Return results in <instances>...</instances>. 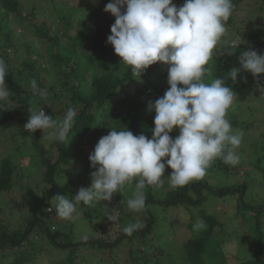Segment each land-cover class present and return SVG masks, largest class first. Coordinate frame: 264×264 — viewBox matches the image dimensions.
Masks as SVG:
<instances>
[{
	"label": "trees",
	"instance_id": "obj_1",
	"mask_svg": "<svg viewBox=\"0 0 264 264\" xmlns=\"http://www.w3.org/2000/svg\"><path fill=\"white\" fill-rule=\"evenodd\" d=\"M32 1L34 3L31 9L25 13L24 0H0V33L4 35V39H0V58H3L8 65L9 73L6 76V83L10 89L12 101L11 109L0 111V133L4 135L5 141L8 137L13 141L16 132L14 129L19 126L17 132L21 138L26 142L31 138L33 148L39 149L38 154H35L41 157L42 165L46 168L43 180L48 186L43 200H47L51 195L50 190L58 188L64 175L73 180L70 186L66 187L68 191H78L77 178L82 182H91L86 166L89 154L83 160H73L75 163L70 160L68 163L65 162L70 153L78 156L83 152L84 140L88 135H100L116 123L122 127V130L128 129L134 135L143 133L151 138L155 111L148 112L147 104L163 96L170 86L166 82L169 66L163 62H157L149 66L140 77H133L131 67L124 64L122 58L115 54L112 45L106 43L107 36L111 34V25L115 22L113 14H103L94 4L86 8H73L71 12H66L60 9L58 0H44L45 5L41 4L42 7L38 6L39 0ZM174 1L184 3V0ZM240 1L232 0L233 11ZM52 6L55 7V11L64 12L60 17L63 21L62 26H55L50 21L30 24L29 26L34 29L36 40H25L24 36L20 35L23 40L21 47L29 53V57L18 67L13 55L9 53L12 49L17 50L15 35L18 32L12 28V22L27 28L28 26L24 25L25 22L35 19L41 11ZM91 13L101 16L93 25L87 22ZM233 20L232 14L226 25H231ZM97 24L100 25L99 28L96 27ZM262 29L258 27L257 30L251 31L254 33L251 34L250 39L259 43L261 47L258 53H264V35L262 34L264 30ZM239 32L242 31L239 29ZM241 35L248 39V35ZM39 43L47 44L44 53L40 51ZM249 48L242 42L233 55L213 54V61L210 62L211 74L206 82L211 83L214 79L221 78L226 86L233 88L235 97L237 100L239 97L240 100L242 94L251 87L247 72L241 71L237 82L233 83L228 71L233 67H240L239 56ZM25 79L35 80L39 88L46 89V94L40 96L31 86L27 87ZM258 80L264 85V74H259ZM64 97L68 100L64 101ZM58 103L63 105V109H56L55 105ZM43 106L57 121L63 119L69 107L77 112L75 125L68 133L67 139L63 142L52 139L49 143L50 147L47 148L44 144L47 143L46 140H49L48 133L51 129L29 133L23 128L29 118V110L36 111L40 107L44 108ZM229 113L231 110H227L226 119L229 120L234 133L239 134V127H245L247 120L240 121L238 117ZM45 134L47 137L44 138L43 144H40ZM178 134V128L170 133L173 138ZM238 156L241 161L247 160L244 153ZM16 159L18 158L9 154L0 161V195L5 192L12 196L8 204H0V261L4 260L5 264H31V260L32 262L36 258L40 260L41 255L46 254L40 242L50 244V253L55 252V249L68 251L66 264L88 263L84 257L90 254L95 255L97 264L100 262L102 264H124L123 262L125 264H165V259L167 264H226L227 259L220 260L217 255L240 238L250 240L251 251L243 256L239 255L236 264H264V203L254 205L244 201L245 191L250 187L247 185L250 182L249 179L248 183H232L218 189L204 180L194 185L191 182L183 187H173L170 183V174L173 170L166 166L162 177L163 183L159 187L145 185L146 191L142 190L146 201L144 210L139 213L130 211L127 207V200L134 193L128 195L123 192V197L118 196L114 207L106 201H96L90 205L83 204V211L96 232L101 233L104 225L102 220L105 218L109 220V216L113 215V209H117L118 219L109 220L108 226H103L106 236L97 235L81 240L82 242H76L57 239L55 232L58 230L53 231L50 224L46 225L47 215H50V212H44V207H37L36 212L23 213L26 202L16 200L15 195L12 194L16 183L22 181V176L15 180ZM72 164H75L73 171L69 170ZM247 164L255 171L261 172V178L264 181V155H260L256 160H247ZM211 166L218 171L226 170L231 175L233 173L234 177L243 170L238 167L237 171L234 169L230 171L233 165L225 164L220 157H217ZM243 173L245 175L244 171ZM244 175H241V179ZM203 187L209 188L210 195L202 194ZM189 190H193L194 197L189 196ZM165 192L167 193L163 196ZM208 196L218 197L225 205H232L239 222V227L235 228L236 239H232L229 235L226 237L223 234H217V229L221 225L219 217L209 213L203 207ZM36 200L39 201L38 198ZM47 205H50L49 202ZM156 206L165 209L171 206L169 210H188L191 213L187 223V229L190 232L182 238L181 242L173 244L174 239L170 238L171 231H175L172 227L174 226L173 215L163 219L158 216ZM14 207L22 210L18 223H11L5 219L8 211H11V214L14 213L16 209ZM107 212L110 213L106 214ZM135 222H139L141 227L133 231L131 235L126 234L123 228ZM198 224L203 226L198 227ZM113 228L116 229L114 232L116 234L110 236ZM36 234L42 235L43 238H37ZM125 243H128L129 247L126 252H123L122 246ZM169 246H177L178 251H167L166 248ZM27 247L28 250L23 249ZM87 247L92 251L87 253ZM102 251L109 252L110 256L103 257ZM58 262L61 263V261Z\"/></svg>",
	"mask_w": 264,
	"mask_h": 264
},
{
	"label": "clouds",
	"instance_id": "obj_2",
	"mask_svg": "<svg viewBox=\"0 0 264 264\" xmlns=\"http://www.w3.org/2000/svg\"><path fill=\"white\" fill-rule=\"evenodd\" d=\"M233 7L232 0H184L179 7L173 0H110L105 5L104 11L115 16L106 43L131 67L133 77H140L157 62L167 64L170 87L163 96L147 104L148 112L155 111L151 138L143 133L134 135L128 129L111 128L89 154L90 167L95 169L90 173V185L78 189L75 203L63 195L52 197L48 211L55 210L59 218L74 220L76 204L111 201L114 194L134 182L136 191L127 200V207L139 213L145 208L143 188L159 187L166 166L173 170L171 185L183 187L202 180L217 157L225 164L239 162L235 150L241 145V137L226 119L235 92L221 78L206 82L214 52L223 49L222 54L230 56L241 43L218 47ZM239 63V68L228 71L233 83L241 71L254 77L264 74V53L253 48L240 54ZM8 73L7 63L0 58V111L12 108L6 83ZM31 87L40 96L46 94V89L39 88L35 80ZM257 87L264 92V85L258 83ZM76 116V110L69 107L63 119L57 121L40 107L29 110L23 128L29 133L51 129L49 138L63 142L73 129ZM175 128L179 135L173 138L170 133ZM108 219L115 221L118 215ZM140 227L135 222L123 231L131 235Z\"/></svg>",
	"mask_w": 264,
	"mask_h": 264
},
{
	"label": "rangeland",
	"instance_id": "obj_3",
	"mask_svg": "<svg viewBox=\"0 0 264 264\" xmlns=\"http://www.w3.org/2000/svg\"><path fill=\"white\" fill-rule=\"evenodd\" d=\"M110 2V0H58V5L60 6L61 10H65L66 12H71L73 8H86L88 5L94 4L96 7L101 10L103 14H111L110 12L104 11L105 5ZM32 0H24V11L25 13H28V11L31 9V6L33 5ZM173 3H175L178 7L181 6L183 3L176 2L173 0ZM42 5H45L44 0H39L38 6L42 7ZM89 13V11H86ZM64 14L62 11L57 12L55 11V7H51L47 10L41 11L35 19H30L28 22H25L24 25H27L28 27L25 28L24 26L18 25L14 22H12V28H14L18 34L15 35L16 37V44H17V50L12 49L9 51L12 57L15 59L14 61L18 65V67L21 66L22 62L29 57V53L26 52L24 48H22L23 40L20 38V35L22 34L24 36L23 39H28L30 41L36 40V37L33 33V27L29 26L30 24L34 22H43V21H50L55 24V26H62L61 24L63 21H61L60 17ZM234 15V20L231 25H226V33L222 37L221 41L218 44V47H226L228 44H242L244 43V46L253 48L255 50H261V47L259 43L256 41H253L251 38V31L257 30L258 27L263 28L264 30V0H241L238 4L237 8L232 13ZM100 15L98 14H90L88 16L87 22L89 25H93L96 21L100 19ZM76 25V24H74ZM95 26V25H94ZM258 26V27H257ZM97 28L100 27V25H96ZM236 28V30H235ZM238 29V30H237ZM242 31L241 33L239 32ZM246 32V33H244ZM248 35V39H245L243 35ZM264 35V31L262 33ZM4 39V35L0 33V39ZM47 48V44H40L39 43V49L41 52H45V49ZM14 50H16V53H14ZM223 49L220 51L214 52V55H222ZM236 53V51H234ZM40 59V58H39ZM38 59V60H39ZM247 71H245L246 73ZM248 75V81L251 83V87L243 93L241 99L237 100V97H234V101L232 106L228 109L231 110V113L229 115H234V117H238L240 121L247 120L245 123V127H239L238 132L239 136L241 137V145L239 148H237L235 151L237 155L239 154H246L247 160H256L259 158L260 155H264V92H261L259 88L257 87L258 83L262 85V82L258 80V77H254L252 73L247 72ZM53 78V77H52ZM33 80L25 79V85L27 87L31 86V82ZM167 82V81H166ZM168 84V83H167ZM182 86V85H181ZM170 86H168L169 88ZM64 101H67L68 99L66 97L63 98ZM10 102L11 97H10ZM56 109L62 108V104H56ZM44 111L46 114L49 115L48 111L46 110V107L43 106ZM63 109V108H62ZM227 117V115H226ZM247 118V119H246ZM112 129L121 131L122 127L118 124H114ZM111 128L107 129L106 131H103L100 133V135L90 134L87 136V138L84 140V146H83V152L78 155L74 156L73 153H70L68 155L67 160H65L66 163L68 161H72L75 163V161L83 160L86 155L90 154L96 145V143L99 141V139L102 136L107 135ZM15 136L13 137V141H11V138L8 137V139L5 141L4 135L0 133V161L8 156L9 154H12L14 157L18 158L16 159L15 166V180L17 181L20 176H22V181L19 183H16V186L12 192V194L15 195V199L19 201H25L26 205L24 206L23 213L26 212L32 213L33 211H37L38 208H43L44 212L48 213L47 209L50 207L47 203H51L50 200L52 197L56 195H63L67 197L70 200L74 201V195L76 192L68 191L66 187L70 186V183H72V178L67 177L64 175L61 184L58 186V188L54 190H50L51 195L48 196L47 200L44 199V192L46 190V187L48 184L43 180V176L45 175L46 168L42 165L41 157L38 154L37 148H33V141H31V138L28 139L26 142L23 140L20 136V134L17 132L19 130V126H16L14 129ZM236 130V127H235ZM52 132V130L48 133ZM179 135V134H178ZM47 135L42 136L40 140V144H43L44 138H46ZM49 140H46L47 143L44 144V147H50V142H52L49 137ZM36 153V154H35ZM22 154V155H20ZM20 158V159H19ZM72 159V160H71ZM75 160V161H73ZM247 160H240L235 165H233L230 168V171L236 169L238 167H241L243 170H240L239 175L236 177L226 171V170H215V167L210 166L207 169L205 177L202 179L204 182H207L209 185L218 188H223L229 184L232 183H249L247 185H250V187L245 191L246 194L243 196V199L246 203H252L254 205L264 203V181L261 178V172L255 171L250 165L247 164ZM67 165V164H66ZM86 166L88 168L89 173L94 171L95 169H92L90 167V161L86 163ZM75 164L71 165V168L69 170H74ZM245 172V175L243 173ZM169 174V172H168ZM77 175V174H76ZM241 175H244V178L241 179ZM237 178V179H236ZM200 181V180H199ZM199 181L192 182L193 185ZM69 185H66V184ZM77 188L79 189L81 186L87 187L90 185V182H82L79 181L77 178L76 180ZM51 186V185H49ZM246 188V187H245ZM77 189V190H78ZM143 190L146 191V188L144 187ZM136 191L135 183L127 185L124 190L121 193H116L113 195V198L111 201H106L109 203L110 206L114 207L117 202L118 196L123 197V192H126L128 195H132ZM165 192L163 196L166 194ZM209 194V188L203 187L202 194L206 195ZM189 196H195L193 190H189L188 192ZM209 198L206 200V204L203 206L209 213H213L219 217V220L221 221V225L217 229V234H223L227 237L229 235L232 239L237 238V233L235 228L239 227V222L236 217L235 210L233 209L232 205L227 204L225 205L224 202L218 198L213 196H208ZM39 199L37 201L36 199ZM211 198V199H210ZM12 199V196L10 193H2L0 195V204L5 205L6 203ZM210 199V200H209ZM36 200V201H35ZM10 207V205H8ZM225 206V207H224ZM38 207V208H37ZM14 213L11 214V211H8V214L6 216V220H9L11 223H18L19 216L22 213V210L14 207ZM77 208V215L74 220H66L59 218L55 210L51 211L47 215V224H50L53 228V231L58 230L55 232L56 237L58 240L66 239V240H72L76 242H82L81 240H84L88 237H96L97 235H103V226L107 225L109 220L106 218L102 220L103 226L101 229V233L96 232L95 229L91 226V223L89 221V218L86 217L85 212L83 211V203L80 202L76 204ZM156 210L158 211V216L166 218L169 215H173L172 222L174 224L175 231H171V239H174L173 244H177L178 242H181L182 238L186 237L188 232H190L187 229L188 222L191 217V213L188 210H169L171 208L165 209L161 206H156ZM116 209V208H115ZM243 210V208H242ZM113 214L118 215V211L112 210ZM110 212H107L106 214H109ZM1 215V214H0ZM4 216V215H2ZM5 217V216H4ZM3 218V217H2ZM4 219V218H3ZM200 220V219H199ZM237 220V222H236ZM189 228V227H188ZM105 229V228H104ZM245 229V228H244ZM166 230V228H165ZM115 228L111 230L110 236H114L116 233ZM35 236H38L37 238L42 239V235L36 234ZM112 239V238H111ZM250 240L240 238L239 241L235 242L234 244L231 243L228 245L227 249L224 250V252L220 251V254H218V259L225 260L226 264H236L239 260V255L243 256L247 252L249 253L251 251L250 249ZM42 245V248L44 249V253L42 254L40 260L38 258L35 259V261L31 264H66L68 261L66 260V256L69 254L68 251L62 250V249H55V252L50 253L51 247L50 244L46 243H39ZM159 244V243H158ZM122 247L123 252H126L128 250V243H125ZM174 247H167V251H178ZM87 247L86 252L89 253L92 250L88 249ZM24 250H28L27 248H23ZM181 250V249H179ZM103 257H109V252L102 251ZM222 254V255H221ZM227 256H225V255ZM95 255L90 254L89 256L84 257V260L88 263L79 262L80 264H94L96 263L94 259ZM1 259V257H0ZM58 261H61L59 263ZM122 262V261H121ZM125 264V262H123ZM165 264H167V260L164 261ZM0 264H5L4 260L0 261ZM97 264V263H96ZM100 264H102L100 262Z\"/></svg>",
	"mask_w": 264,
	"mask_h": 264
}]
</instances>
